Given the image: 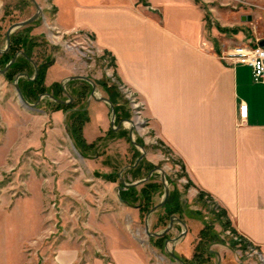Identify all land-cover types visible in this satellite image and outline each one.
<instances>
[{
  "label": "crops",
  "instance_id": "obj_1",
  "mask_svg": "<svg viewBox=\"0 0 264 264\" xmlns=\"http://www.w3.org/2000/svg\"><path fill=\"white\" fill-rule=\"evenodd\" d=\"M241 1L258 9L257 24H262L249 35L247 43L264 40V0ZM51 2L54 14H49L56 30L63 34L87 33L97 51L107 54L115 78L137 97L149 139L161 142L182 166L190 196L202 195L222 211L234 233L261 254L264 264V84L253 82L246 65L222 58L228 50L225 42L234 40L208 25L196 0ZM34 32L31 34L36 35ZM69 72L66 64L54 59L47 69L45 85L62 83L72 76ZM100 78L101 74L95 79ZM92 102L96 101L87 102L88 124L98 128L97 133L93 130L89 134V127L83 128L87 144L102 136L103 128L107 130L106 114L110 110L105 102ZM241 105L247 107L245 118L240 117ZM50 115L58 126L63 124L64 115ZM26 118L1 115L5 129L0 136L2 170L10 158L9 131L17 127V135L24 139ZM33 121L40 126L43 123L40 117ZM125 133L122 129L116 132L121 136ZM182 221L187 231L172 249L174 254L179 253L175 254L179 259L189 260L193 255L191 241L197 239L200 229L192 218L182 217ZM107 231L104 257H89L80 263L78 250L63 248L57 251L54 263H163L143 256L140 250L146 249L134 247L122 229ZM180 231L181 226L175 224L169 238ZM152 247L150 255L157 252ZM210 251L218 258L217 264H227L220 253Z\"/></svg>",
  "mask_w": 264,
  "mask_h": 264
},
{
  "label": "rangeland",
  "instance_id": "obj_2",
  "mask_svg": "<svg viewBox=\"0 0 264 264\" xmlns=\"http://www.w3.org/2000/svg\"><path fill=\"white\" fill-rule=\"evenodd\" d=\"M196 1L203 8L208 25L218 27L219 34L236 42H225V49L247 44L249 35L254 33L257 26L262 25L261 22L257 24L258 9L241 0ZM35 2L41 7L43 14L42 18L30 25L32 32L40 35L38 39L42 38L40 40L44 44L35 53L39 54L37 59L41 61L49 55L51 65L57 59L67 65L72 75L80 74L92 82L112 85L120 96V103L130 115L129 119L135 127L132 140L139 146L128 141L127 135L116 134L117 130L113 128L117 124L115 115L112 117L108 110L107 130L102 125L105 128L101 130L102 136L94 141L95 148L81 152L66 134L64 122L58 126L50 114L45 116L36 110L25 108L18 102L12 82L0 75V136L5 134L1 115L5 118L20 115L27 117L24 139L21 138L22 135H17V127L9 131L10 158L5 166L7 168L0 169V264H55L56 253L63 248L78 250L80 263L89 257L101 258L107 255L106 244L109 240H106L105 231L116 227L129 235V241L134 247L146 249L147 251L140 250V253L148 259L151 257L157 262H163L161 264H178L169 257L167 251L161 252L149 243V237L144 231L145 216H140L136 206H126L118 200L119 182H109L97 176L117 174L126 184L144 179V172L136 179L128 172L142 152L144 163L163 170L169 190L172 186L167 179L175 182L180 192L182 217L194 219V224L200 230L205 225L210 226L217 235L219 241L212 244L210 250L220 253L227 264H260L256 256L245 253V247L249 244L231 231L216 207L205 197L201 196L199 199L197 195L193 198L188 193L189 190L186 191L188 183L184 182V176L179 170L182 166L176 157L167 153L161 142L149 139L147 122L139 118L141 124L137 125L133 109L129 106L130 98L125 93L129 90L113 75L107 54L94 52L90 58H84L75 50L67 49L64 43L68 39H59V35L55 34L56 28L51 25V15L54 14L51 0ZM34 13L33 5L28 0H0V50L5 47L8 27L28 19ZM100 74L101 80L95 79ZM95 93L97 97L107 98L101 85H95ZM133 97L137 101V97ZM37 117L43 121L41 126L33 121ZM87 117L90 120L89 112ZM88 122L82 127V136L85 126L89 127L86 134L93 130L97 133L98 125ZM129 127L130 124L125 121L121 129L127 132ZM150 179L161 183L160 172L156 171ZM141 186H137V189ZM163 194L162 186L154 195L153 202L159 203ZM157 215L154 213L148 217L150 232ZM97 229L103 236H99ZM161 230L158 227L154 232L159 233ZM180 233L181 231L171 235V238ZM196 241L197 239L191 241L193 248ZM149 246L157 252L150 255ZM175 254L179 256L178 252ZM220 255L219 260L222 258ZM217 261L218 258L214 256L210 264H217Z\"/></svg>",
  "mask_w": 264,
  "mask_h": 264
},
{
  "label": "trees",
  "instance_id": "obj_3",
  "mask_svg": "<svg viewBox=\"0 0 264 264\" xmlns=\"http://www.w3.org/2000/svg\"><path fill=\"white\" fill-rule=\"evenodd\" d=\"M31 30V27L27 26L13 33L10 36V45L8 49L5 53L0 55L1 68H3L19 51L24 52L27 57L34 60L37 66L36 78L30 82L19 81V87L25 100L27 101L36 100L39 95L48 92V89L44 86V78L47 68L52 64L49 55L45 58H42L41 61L37 59L39 54L35 55V53L37 52V49L42 47L44 44L42 40H40L42 38L38 39L30 35ZM30 69V63L25 58L19 56L16 58L15 62L10 66L9 70L5 73V78L8 81H13L15 75L20 73L28 74ZM87 86L88 88H90L89 85H86V87ZM101 86L103 90L107 93L108 100L114 106L116 123L124 119H129L130 115L128 111H125L124 106L120 103V96L116 93V90H114L112 85H108L107 83L102 82ZM53 89L54 91H56L55 93L53 92V95L55 96V98H59L58 96L61 91L60 85H53ZM87 97L88 92L85 89H80L79 91H77V97L75 98L74 104L69 106V108H72L77 105L81 106L79 109L70 114L66 125L70 139L81 152L85 150L91 151L96 146L95 142L87 144L82 136V127L88 121L87 112L83 109ZM59 109H65V107L62 105H54L53 110ZM125 135H127V132L125 133ZM153 168L154 167L152 165L144 163V160H141L137 166H135L134 168H130L128 172H130L132 177L136 179V177H139V175L143 172V177H145ZM97 176L109 182L115 183L118 181L117 174H103ZM167 180V182L172 186V189L169 192V196L165 205L158 214L157 223L152 227L153 231L158 227L164 228L167 225L171 216H177L179 219H182V205L180 202V192L178 191L176 184L172 179L168 178ZM161 187L162 185L160 183L150 179L144 184H142L140 189H137V187L134 186H129L125 187V189L120 190L118 194L120 200L124 205L136 206L140 216L143 217L147 215L150 209L153 207V197ZM201 196L202 195H199V199L202 198ZM220 213L223 217H225L222 211H220ZM226 223L228 226L230 225L228 221H226ZM231 231L234 233V230L231 229ZM168 237L169 236L166 235L160 238H151L150 242L161 252H163L164 243L168 239ZM218 241L219 238L213 232L212 228L210 226L205 225L203 229L198 232L197 241L193 248V255L191 259H180L183 261L184 264H210L211 258L214 257V254L210 251L209 248L212 244L218 243Z\"/></svg>",
  "mask_w": 264,
  "mask_h": 264
},
{
  "label": "flooded vegetation",
  "instance_id": "obj_4",
  "mask_svg": "<svg viewBox=\"0 0 264 264\" xmlns=\"http://www.w3.org/2000/svg\"><path fill=\"white\" fill-rule=\"evenodd\" d=\"M29 1V0H28ZM40 7V6H39ZM34 8V7H33ZM41 8V7H40ZM35 10V9H34ZM43 14H42V9H41V14H40V17L39 18H42L43 16H42ZM38 18V19H39ZM31 25V24H30ZM30 25H28V26H30ZM27 27V26H26ZM23 28H25V27H23ZM23 28H19V29H17V30H15L13 33H15L16 31H18V30H20V29H23ZM56 30V29H55ZM54 31V30H53ZM31 32H32V30H31ZM31 32H30V35L31 36H33V37H36V38H38V36H40V35H32L31 34ZM56 33V35H59L58 36V38L59 39H68V40H73V39H78L79 38V36H81L82 34H84L83 32H73V33H65V34H63V33H61V32H59L58 30H56L55 31ZM12 33V34H13ZM6 34V33H5ZM11 34V35H12ZM10 35V36H11ZM56 39H57V37H55ZM5 43H6V41H5ZM5 48V47H4ZM3 48V49H4ZM2 49V50H3ZM6 52V51H5ZM5 52H3V53H5ZM20 52H22V51H19L12 59H14V62H15V60H16V58L17 57H19V56H21V55H19V53ZM3 53H0V55H2ZM22 53H24V52H22ZM25 54V53H24ZM26 55V54H25ZM27 56V55H26ZM21 57H23V56H21ZM23 58H25V57H23ZM29 58V57H28ZM11 59V60H12ZM26 59V58H25ZM30 60H31V62L29 61V60H27L29 63H30V65H31V69H30V71L28 72V74L27 73H20V74H17V75H15L14 76V78H13V81H8L6 78H5V73L9 70V68H10V66L14 63H12L10 66H9V68L5 71V73L4 74H0L1 76H3L5 79H6V81H8V82H12V85H13V83L15 82V79H17L16 81H17V85L19 86V81H33L35 78H36V76H37V66H36V64H35V62H34V60L33 59H31V58H29ZM10 60V61H11ZM10 61L3 67V68H1L0 67V70H3L9 63H10ZM33 64L35 65V68H34V66H33ZM48 69V68H47ZM46 72H47V70H46ZM45 75H46V73H45ZM72 77H84V76H82V75H72V76H70V77H67L66 79H64L63 80V82L62 83H59V82H55V83H53L52 85H50L49 87H47L46 85H45V82H44V86L48 89V92L47 93H44V94H41V95H39L38 97H37V99L36 100H31V101H27L29 104H36V111H38V112H40V113H42V114H47V115H49V114H54V113H61L62 115H64L65 116V120H64V125H65V129H66V134L68 135V132H67V127H66V125H67V121H68V117L70 116V114L72 113V112H74V111H76L77 109H79L80 108V106L79 105H77V106H74V107H72V108H69V106H71L72 104H74V101H75V98L77 97V91H79L80 89L82 90V89H85L87 92H88V97L86 98V100H85V105H84V107H83V109L88 113V109H87V102H88V100H93V99H90V94H91V92H92V86H91V84L90 83H88L87 81H85V80H82V79H72ZM87 78V77H86ZM88 79V78H87ZM90 80V79H89ZM44 81H45V78H44ZM91 81V80H90ZM92 82V81H91ZM94 85H101V84H99V83H96V82H92ZM55 84H58V85H60V88H61V91H60V93H59V98H55V96L53 95V92L55 93L56 91H54V89H53V85H55ZM89 85L90 86V88H88V86L86 87V85ZM101 88H102V86H101ZM13 89H14V87H13ZM19 89H20V87H19ZM103 89V88H102ZM69 90V91H68ZM20 91H21V89H20ZM14 92H15V90H14ZM94 92H95V90H94ZM22 93V92H21ZM15 94H16V92H15ZM23 95V94H22ZM49 96H51L53 99H51V98H49ZM95 96H96V93H95ZM16 97H17V95H16ZM24 97V96H23ZM97 97V96H96ZM97 98H106V97H97ZM25 99V98H24ZM17 100H18V98H17ZM46 102V103H44V101ZM58 101H61V102H63V103H59ZM93 101H95V100H93ZM19 102V101H18ZM96 102H101V101H96ZM83 103V102H82ZM44 104H46L45 106H44ZM54 105H62V106H64L65 107V109H59V110H53V107H54ZM114 107V106H113ZM115 112V111H114ZM126 120H130V119H124V120H121V121H119V122H117V124H116V127H113L114 129H116L118 132L120 131V129H121V126H122V124H124V122L126 121ZM88 121H89V119H88ZM87 121V122H88ZM118 124H120V126L118 127ZM129 129H130V127H129ZM129 129H128V131H127V138H128V140H129ZM135 130V129H134ZM133 130V132H135ZM133 132H132V134H133ZM69 136V135H68ZM70 138V137H69ZM135 144H133L134 146H137L138 144L136 143V142H134ZM139 146V145H138ZM136 148V147H135ZM138 165V164H137ZM130 169V168H129ZM154 169H156V168H153L152 170H154ZM152 170H150V171H152ZM149 171V172H150ZM156 171H154L153 172V174L155 173ZM152 174V175H153ZM152 175H151V177H152ZM118 176V182H119V184H120V186L119 187H121V188H125L124 187V185L120 182V175H117ZM150 177V178H151ZM150 178H149V180H150ZM166 178V177H165ZM126 184V183H125ZM127 184H129V183H127ZM161 185H162V183H160ZM142 185V184H141ZM140 185V186H141ZM163 186V185H162ZM164 189V188H163ZM120 190H118V192H119ZM169 192H170V190H169ZM164 195V194H163ZM169 196V195H168ZM154 198V197H153ZM158 203H154V205H153V207L155 206V205H157ZM165 205V204H164ZM152 207V208H153ZM151 208V209H152ZM163 208V207H162ZM162 208H160V209H158L156 212H153V213H151V214H154V213H157V214H159L158 212H159V210H161ZM150 209V210H151ZM150 212V211H149ZM151 214H149V216L151 215ZM145 217H146V215H145ZM157 217H158V215H157ZM172 218H174V219H178L179 221H180V223L179 222H176V221H174V223H173V226H172V228H171V230L173 229V227H174V225L175 224H178V225H180V226H182V231H181V233L177 236V237H175V238H178L183 232H184V235H185V233H186V231H187V229H186V227H185V225H184V223H183V221H182V219H179L177 216H171L170 217V219H169V221H168V223H167V225L164 227V228H161L162 230H161V232L166 228V227H168V224H169V222H170V220L172 219ZM157 223V220H156V222L155 223H153L154 225ZM154 225H152V227L154 226ZM157 229V228H156ZM155 229V230H156ZM154 230V231H155ZM170 230V231H171ZM153 230H152V228H151V232H150V230H149V232L150 233H155ZM170 231L167 233V234H165L164 236H166V235H168L169 236V233H170ZM161 232H159V233H161ZM183 235V236H184ZM151 238H157V237H149V243H150V239ZM175 238H172V239H175ZM171 238H169L168 237V239L165 241V243H164V250L166 251V247L168 248V245H170V246H172L173 244L172 243H170L169 241L170 240H172ZM150 244H152V243H150ZM152 246L154 247V248H156L153 244H152ZM157 250H159L158 248H156ZM160 251V250H159Z\"/></svg>",
  "mask_w": 264,
  "mask_h": 264
},
{
  "label": "water",
  "instance_id": "obj_5",
  "mask_svg": "<svg viewBox=\"0 0 264 264\" xmlns=\"http://www.w3.org/2000/svg\"><path fill=\"white\" fill-rule=\"evenodd\" d=\"M31 2V4L33 5L34 9H35V13L29 17L28 19L22 21V22H18V23H15V24H12L11 26L8 27L7 31H6V34H5V48L3 50H0V53H3L5 52L9 45H10V35L17 29L19 28H23V27H26L30 24H32L35 20H37L39 17H40V14H41V8L39 7V5L35 2V0H29ZM250 18L248 17L247 18V21H249ZM258 46L261 47V48H264V40H260L258 41ZM19 55L25 57L27 60H29L31 62V60L22 52L19 53ZM14 62V59H12L10 61V63L3 69V70H0V74H4L5 71L9 68V66ZM34 68H35V65L33 64ZM72 79H82V80H85L87 81L88 83L91 84L92 86V92L90 94V99H93L95 101H101V102H105L106 104H108L109 106V109L111 111V115L112 117H114L115 115V112H114V107L112 105V103L107 99V98H97L95 96V85L89 80L87 79L86 77H72ZM17 79H15V82L13 83V87H14V90L16 92V95H17V98H18V101L21 105H23L25 108L27 109H30V110H35L36 109V104H29L23 97L20 89H19V86L17 85ZM49 98L53 99L51 96H49ZM59 103H63L61 101H58ZM127 123L130 124V129H129V141L133 144L134 141L132 140V132L133 130L135 129L133 123L131 120H126ZM113 125V121L111 123ZM120 126V124H118V127ZM136 145V144H135ZM138 146V145H137ZM144 158V152H142V154L136 159L135 163L130 167V168H134L135 166H137V164ZM154 171H159L160 172V175H161V183L163 185V188H164V195H163V198L162 200L157 204L155 205L151 210L150 212L146 215L145 217V220H144V231H145V234L147 235V237H157V238H160V237H163L165 234H167L172 226H173V223L174 221L176 222H179L180 221L178 219H174L172 218L168 224V227H166L161 233H150L148 231V217H149V214L153 213V212H156L158 209L162 208L164 206V204L166 203L167 201V198H168V195H169V189L168 187L166 186V182H165V175H164V172L163 170L159 169V168H156L152 171H150L146 177L140 181H137L135 183H131V184H125L123 183L122 179L120 178V182L124 185V187H129V186H134V187H137L139 185H141L142 183H145L149 180V178L151 177V175L153 174ZM122 189H125V188H121V187H118V190H122ZM117 198L118 200L122 203V201L120 200L119 198V194H117ZM184 235V232L178 237V238H175V239H172L170 240L169 242L170 243H175L179 238L183 237ZM166 251L169 255V257H171L176 263L178 264H184L183 261L181 259H179L177 256H175V254L173 253V249L171 247V249L169 250L167 247H166ZM219 264V263H218Z\"/></svg>",
  "mask_w": 264,
  "mask_h": 264
},
{
  "label": "built area",
  "instance_id": "obj_6",
  "mask_svg": "<svg viewBox=\"0 0 264 264\" xmlns=\"http://www.w3.org/2000/svg\"><path fill=\"white\" fill-rule=\"evenodd\" d=\"M64 44L67 49L75 50L84 58H90L94 52H98L93 44L91 36L87 33L82 34L78 39L66 40ZM222 58L232 63L246 65L250 68L253 82L264 84V48L258 46V41L230 46L228 50L222 54ZM123 90L125 91L126 89L123 87ZM126 92L130 98L129 103H131V105L129 104V106L133 109L134 119H136L137 125H140L141 122L139 121V118L142 120L140 117L141 112H139L140 104L134 99L133 94L130 91L128 92L126 90L125 93ZM239 112L240 117L245 118L247 107L241 105ZM247 252L249 253L247 255L256 256L259 263L263 264L261 254L253 246L248 245V247H245V253Z\"/></svg>",
  "mask_w": 264,
  "mask_h": 264
}]
</instances>
